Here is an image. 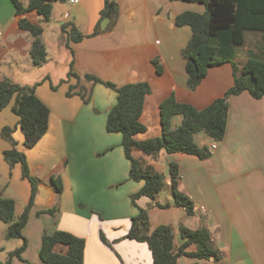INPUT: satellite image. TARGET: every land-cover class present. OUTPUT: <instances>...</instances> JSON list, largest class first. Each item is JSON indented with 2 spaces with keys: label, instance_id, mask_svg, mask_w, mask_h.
<instances>
[{
  "label": "crops",
  "instance_id": "1",
  "mask_svg": "<svg viewBox=\"0 0 264 264\" xmlns=\"http://www.w3.org/2000/svg\"><path fill=\"white\" fill-rule=\"evenodd\" d=\"M113 1L121 10L113 30L79 41L71 39L70 28L74 25L83 35L92 34L101 20L105 0L55 3L49 21L53 27L42 26L48 60L35 66L30 54L31 35L21 28L20 20L26 17L41 25L40 15L36 11L18 15L11 0H0V81L8 77L21 84L41 82L36 93L50 109L49 128L32 148L24 145L19 117L11 105L0 112V194L6 192L12 199L20 197L25 206L31 195V184L23 177L21 165L16 164L11 170L5 159V150L12 147L2 137L5 126L16 129L13 139L17 148L25 152L32 175L44 180L23 229L28 246L21 257L12 258L11 264H43L39 254L43 236L55 229L85 238L84 264H123L117 253L126 264H153V254L146 242L126 238L137 213L129 204V197L141 190L145 182L130 178L132 163L122 145V134L107 131L117 92L101 82L87 80V74L118 86L150 84L151 92L146 96L141 116L147 130L135 136L138 140L161 136V103L171 95L179 102L204 109L234 85L233 66L225 63L210 68L196 89L188 86L182 50L192 29L188 25L178 26L176 18L187 11L204 13V4L182 0ZM58 4L63 15L55 8ZM69 11L77 23L70 22L63 30L69 22L65 17ZM112 21L111 14L107 27ZM244 45L247 54L242 58L264 56V32L246 31ZM69 47L73 52V71L79 77L64 80L57 73V59ZM155 61L162 67L161 73ZM24 70L25 76L21 74ZM71 87L73 94L69 96L67 91ZM229 102L226 135L217 149L210 148L214 142L206 139L209 136L205 132L195 135L197 144L212 151L210 158L164 150L152 157L133 150L135 158L165 176V186L157 198L142 196L140 204L148 210L150 230L161 225L172 227L177 247L184 242L181 227L196 230L207 226L221 259L202 260L204 264H264V97L255 98L243 91L232 95ZM181 123V115L172 120L173 128ZM171 162L179 164V188L194 201L193 215L175 202L169 183ZM53 176L62 179V193L51 184ZM124 180L126 184L117 187L122 191L110 189V185ZM53 207L60 210L57 216H35V211L38 215V210L45 212ZM7 228L0 219V264H5L9 254L23 244L22 239H6ZM101 232L114 249L101 243ZM195 250V245L187 249ZM197 261L183 255L177 264Z\"/></svg>",
  "mask_w": 264,
  "mask_h": 264
},
{
  "label": "trees",
  "instance_id": "2",
  "mask_svg": "<svg viewBox=\"0 0 264 264\" xmlns=\"http://www.w3.org/2000/svg\"><path fill=\"white\" fill-rule=\"evenodd\" d=\"M11 1L18 15L36 11L44 22H49L52 19L55 3H65L67 0H27L26 4L20 0ZM182 1L198 2L206 7L204 13L187 11L176 18L178 26L188 25L192 29V36L182 50L186 60L188 86L190 89H196L207 76L210 68L231 63L234 85L223 97L216 99L204 109H197L192 104L177 101L175 96L171 95L161 103V136L138 140L135 136L147 130L141 122V116L146 96L151 92L150 84L137 82L118 86L113 82L103 81L95 75H86L88 79L102 82L117 92V102L109 112L107 131L122 134V145L132 163L130 178L145 182L143 188L132 195L134 201L142 196L156 199L165 184L163 174L133 156L134 149L152 157H156L164 150L168 153L184 152L205 159L212 151L207 146L197 144L195 135L205 132L213 141L224 140L230 97L243 91H249L255 98L264 97V56L245 57L241 60L237 58V48L245 44L246 31L264 32V0ZM110 8L113 9L112 14H114L118 11V4L113 0H105L101 20L90 35H83L76 26L72 25L71 39L79 41L88 36L98 35L100 24ZM20 25L22 29L30 32V54L34 65H43L48 60V50L43 41V27L33 24L26 17L21 18ZM66 26L68 23L63 25V29ZM155 64L157 71L161 73L162 67L157 61ZM69 76L79 77L73 70ZM38 84L33 86L21 84L8 77L0 81V112L11 105L13 113L19 117V126L24 134L26 148L34 147L49 128L50 109L36 93ZM52 87L56 89L53 84ZM71 90L67 93L69 96ZM177 115L182 116V123L177 128H173L172 120ZM13 132V128L9 126L2 129V137L12 144V147L4 152L5 159L11 170L16 164L21 165L23 177L31 184V195L24 211L17 217L15 200L0 194V219L8 225L5 238L24 241L19 248L9 254L5 264H11L14 256L21 257L28 246L23 229L29 220L40 185V180L30 171L25 152L17 148ZM51 181L56 191L62 193V179L53 176ZM169 183L176 204L185 207L190 215L195 214L194 201L179 188L180 167L176 162L170 163ZM57 208H49L45 212L54 215ZM181 236L184 242L177 247L172 227L161 225L151 231L148 210L141 208L139 215L133 217L126 238L146 242L153 254V264H177L178 259L183 255L196 258L198 261L193 264H204L202 260L218 262L221 259V253L215 247L212 233L207 226L203 225L196 230L183 226ZM100 237L104 243H107L102 232ZM192 245L196 246V250L187 251ZM57 247H62V250ZM85 247L86 240L83 237L57 229L52 233H45L40 256L45 264H84Z\"/></svg>",
  "mask_w": 264,
  "mask_h": 264
},
{
  "label": "rangeland",
  "instance_id": "3",
  "mask_svg": "<svg viewBox=\"0 0 264 264\" xmlns=\"http://www.w3.org/2000/svg\"><path fill=\"white\" fill-rule=\"evenodd\" d=\"M58 6H60L59 4L58 5H56V10L58 9V11H61V13L63 12V8H59ZM120 14H121V10H120V6H118V11L116 12V13H114V14H112V19H113V21H112V23L107 27V28H105V29H103L102 28V22H101V24H100V32H99V34H102V33H109V32H111L112 30H113V28H114V26H115V24H116V22H115V20H117V19H119L120 18ZM62 15H63V13H62ZM41 17V16H40ZM63 17V16H62ZM67 21H69L68 22V26L70 25L69 23L71 22H73V23H75L76 21L74 20V16L72 17V16H69V17H67ZM77 23V22H76ZM41 26H43V27H45V28H51V27H53V24L51 23V22H44L43 20H42V17H41ZM67 28V26L63 29V30H65ZM72 31V27L70 28V32ZM73 40V39H72ZM75 41V40H74ZM66 52L65 53H63L61 56H59L58 57V61H59V64H58V67H57V73L60 75V77L61 78H63L64 80H67L68 79V77H69V74H70V72H71V70H73V62H72V60H73V52H72V50L70 49V47H69V49L67 48L66 50H65ZM238 53H237V58H238V60H241L242 59V55L244 56L245 54H247L246 53V45H244V46H240V47H238V51H237ZM44 64H46V63H44ZM43 64V65H44ZM53 69H54V67H53ZM26 71L24 70V71H21V74L23 75V76H25L26 75ZM6 78V77H5ZM85 78L87 79V80H90V79H88L86 76H85ZM28 84L27 85H30V86H33V85H35V84H33L34 82H32V81H28L27 82ZM32 83V84H31ZM39 83H41V82H39ZM102 83V82H101ZM104 84V83H103ZM69 90H71V88L69 89ZM69 90L67 91V93L69 92ZM82 91H84V89L82 90ZM81 91V92H82ZM71 92H72V90H71ZM79 92L82 96H83V98L85 97V95H84V93L82 92ZM73 94V92L71 93V95ZM79 94V95H80ZM109 116V115H108ZM15 128H13V131L15 132ZM19 130L21 131V133H23V131H22V129L19 127ZM13 132V133H14ZM123 137V136H122ZM123 139V138H122ZM206 139L207 140H210V141H213V140H211L210 139V137H206ZM201 144H202V142L201 141H199ZM213 142H216L217 144H219L220 143V141H213ZM105 153H103V155H104ZM212 154L213 153H211V155H209L207 158H205V159H208V158H210L211 156H212ZM96 156V155H95ZM70 160V163H71V159H69ZM130 160V159H129ZM130 162H131V160H130ZM67 166H69L68 164H67ZM30 168V167H29ZM31 171V170H30ZM32 173V172H31ZM33 174V173H32ZM39 180H40V184H43L44 183V180L43 179H41L40 177H37ZM126 180H124V181H121V182H119L118 184H119V186H118V184H112V185H110L109 187H110V189L111 190H114L115 192H120V191H122V189L121 190H118L117 189V187H120V186H124L125 184H126ZM52 184V183H51ZM164 186H165V184H164ZM39 187H40V185H39ZM143 188V187H142ZM140 191V190H139ZM139 191H137V192H139ZM137 192H134V193H132L131 195H130V197H129V204H131L133 207H135L136 209H137V213H136V215H134L133 217H135V216H137V215H139V213H140V209L142 208L141 207V204H140V199H142V197H140V198H138L136 201H134L133 200V198H132V195L133 194H135V193H137ZM116 195H118V194H115V196ZM120 196H122L123 194H119ZM3 196L4 197H7V198H10L9 197V195H8V193H4L3 194ZM15 196V195H14ZM16 197V196H15ZM15 200V202H16V216L18 217V216H20L21 214H22V212L24 211V209H25V203L23 202V200L20 198V197H17V199H14ZM144 209V208H143ZM203 210V209H202ZM119 211V210H118ZM60 212V210H59V208H57V211L55 212V214L54 215H52L51 213H49V212H42V211H40V210H38L37 211V213H39L38 215L36 214V211H35V216H39V217H41L44 213H45V215H47L48 217H50V218H52V217H55V216H57L58 215V213ZM96 213V212H95ZM97 214V213H96ZM133 217H132V219H133ZM132 226V225H131ZM55 230H57V229H55ZM54 230V231H55ZM61 230V229H60ZM103 234H104V232H102ZM212 233V232H211ZM105 235V234H104ZM212 236H213V234H212ZM105 237H106V239H107V243H104L103 242V240L102 239H100L101 240V243L103 244V245H105V246H107L109 249H114V246H113V243L108 239V237L105 235ZM26 238V237H25ZM43 238H44V236H43ZM101 238V237H100ZM85 239V238H84ZM11 241H13V240H11ZM16 241H18V240H16ZM24 242V241H23ZM7 245V244H6ZM42 245H43V239H42V242H41V248H42ZM9 247H11V246H9ZM40 251H41V249H40ZM39 254H40V252H39ZM117 256H118V258L122 261V263L123 264H126V262L122 259V257H121V255L119 254V253H117ZM41 257V256H40ZM42 260V259H41ZM42 262H43V260H42ZM43 264H45L44 262H43Z\"/></svg>",
  "mask_w": 264,
  "mask_h": 264
},
{
  "label": "water",
  "instance_id": "4",
  "mask_svg": "<svg viewBox=\"0 0 264 264\" xmlns=\"http://www.w3.org/2000/svg\"><path fill=\"white\" fill-rule=\"evenodd\" d=\"M111 14H112V8H110L107 13L105 14V18L104 20L102 21V28L105 29L107 27V24L109 23L110 21V17H111Z\"/></svg>",
  "mask_w": 264,
  "mask_h": 264
},
{
  "label": "built area",
  "instance_id": "5",
  "mask_svg": "<svg viewBox=\"0 0 264 264\" xmlns=\"http://www.w3.org/2000/svg\"><path fill=\"white\" fill-rule=\"evenodd\" d=\"M69 2H70L71 4H75V3H78L79 0H69ZM69 16H70V11L65 13V17H69ZM217 147H218L217 143L214 142V143L211 144V147H210V148H211L212 150H215V149H217Z\"/></svg>",
  "mask_w": 264,
  "mask_h": 264
}]
</instances>
